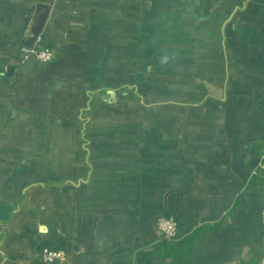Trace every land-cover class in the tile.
<instances>
[{
    "label": "crops",
    "instance_id": "obj_1",
    "mask_svg": "<svg viewBox=\"0 0 264 264\" xmlns=\"http://www.w3.org/2000/svg\"><path fill=\"white\" fill-rule=\"evenodd\" d=\"M263 139L264 0H0V264H174L165 216L225 218L184 264L264 254Z\"/></svg>",
    "mask_w": 264,
    "mask_h": 264
},
{
    "label": "trees",
    "instance_id": "obj_2",
    "mask_svg": "<svg viewBox=\"0 0 264 264\" xmlns=\"http://www.w3.org/2000/svg\"><path fill=\"white\" fill-rule=\"evenodd\" d=\"M251 152L257 157H262L264 160V139L260 142H255L252 145ZM252 181H256L264 190V169H258ZM225 218L215 223H200L198 221H188L182 230H179L173 237L161 235L159 240L145 249L138 251L137 255L148 252L151 256H159L162 258L173 259L174 264H184L189 260L187 249L196 241V237L206 232H218ZM264 254L259 253L251 248L249 257L236 264H261ZM132 262L133 257H130Z\"/></svg>",
    "mask_w": 264,
    "mask_h": 264
},
{
    "label": "built area",
    "instance_id": "obj_3",
    "mask_svg": "<svg viewBox=\"0 0 264 264\" xmlns=\"http://www.w3.org/2000/svg\"><path fill=\"white\" fill-rule=\"evenodd\" d=\"M30 53H34L36 60L39 63H48L52 60V53L47 49L33 48ZM264 216V211H263ZM158 230L160 235L166 237H173L178 232L176 221L170 218H164L158 223ZM40 262L42 264H64L66 262V252L62 248L53 246H42L39 253Z\"/></svg>",
    "mask_w": 264,
    "mask_h": 264
},
{
    "label": "water",
    "instance_id": "obj_4",
    "mask_svg": "<svg viewBox=\"0 0 264 264\" xmlns=\"http://www.w3.org/2000/svg\"><path fill=\"white\" fill-rule=\"evenodd\" d=\"M36 62H37V60H36V56H35V54H34V53H31V54H30V59H29V61L27 62L26 67H27L28 69L34 70L35 67H36ZM261 264H264V258H263Z\"/></svg>",
    "mask_w": 264,
    "mask_h": 264
},
{
    "label": "rangeland",
    "instance_id": "obj_5",
    "mask_svg": "<svg viewBox=\"0 0 264 264\" xmlns=\"http://www.w3.org/2000/svg\"><path fill=\"white\" fill-rule=\"evenodd\" d=\"M42 49H44V48H42ZM52 53V52H51ZM52 59H53V55H52ZM52 61V60H51ZM51 61H49V62H51ZM164 218H170L169 216H165V217H163L162 219H164ZM162 219H160V221L162 220ZM170 219H172V220H174L173 218H170ZM160 221H158V223L160 222ZM175 221V220H174ZM157 223V224H158ZM157 228H158V226H157ZM42 249V248H41ZM41 249H40V251H41Z\"/></svg>",
    "mask_w": 264,
    "mask_h": 264
}]
</instances>
